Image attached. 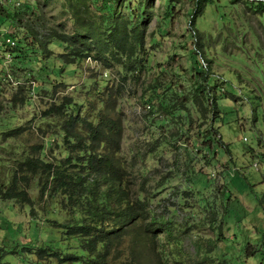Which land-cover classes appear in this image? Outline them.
<instances>
[{"label": "rangeland", "instance_id": "374dc122", "mask_svg": "<svg viewBox=\"0 0 264 264\" xmlns=\"http://www.w3.org/2000/svg\"><path fill=\"white\" fill-rule=\"evenodd\" d=\"M140 1L125 0L121 12H140ZM0 2L37 7L17 25H0L1 170L36 144L49 161L65 156L60 119L43 111L66 98L93 118L104 109L98 90L120 84L119 157L129 186L145 189L147 209L106 264H264V0H202L196 33L189 22L197 0H151L138 78L89 57L64 64L56 40L50 56L25 47L12 58L6 38L70 32V11L65 0ZM198 86L216 100L212 121L194 100ZM17 127L18 136L4 138ZM27 193L30 204L0 199V264H66L39 247L50 239L64 245L60 223L71 215L59 197H40L35 183ZM154 218L169 221L171 234L147 233Z\"/></svg>", "mask_w": 264, "mask_h": 264}, {"label": "trees", "instance_id": "16d2710c", "mask_svg": "<svg viewBox=\"0 0 264 264\" xmlns=\"http://www.w3.org/2000/svg\"><path fill=\"white\" fill-rule=\"evenodd\" d=\"M124 1L65 0L72 21L71 31L49 28L46 40L36 37L33 31L21 39L10 35L15 42L11 56L24 55L25 47L50 56L53 50L48 45L56 40L63 47L57 54L64 64L89 57L104 68L118 65L125 76L138 78L146 67L143 54L147 24L151 19L147 9L151 0H146L145 4L140 1L136 8L140 12L135 14L121 12ZM22 4L23 11H17L0 2V25H17L22 13H31L37 8L26 2ZM201 10L202 0H197L189 22L194 33L195 19ZM15 51L17 54L13 56ZM118 85L114 92L113 85L98 90V100L104 109L93 118L82 111L80 103L66 98L43 111V118L58 116L60 119L56 125L60 128L65 156L49 161L42 156L43 144H36L15 158L9 170L0 168V199L30 204L27 192L32 183L37 185L40 197L60 198L64 211L71 215L69 221L60 223L64 245L54 244L50 239L39 250H49V255L66 264H106L123 242L129 227L143 218L147 209V200L141 196L145 189L140 186L133 190L129 186L126 168L119 157L123 117L115 110L122 94ZM195 92L199 111L209 112L211 121L217 118L219 109L215 98L204 99L202 86L196 87ZM21 131V127L12 128L3 132V136L16 137ZM169 224V221L154 218L146 231L171 234ZM130 250L134 254L133 244ZM202 259L205 261V257Z\"/></svg>", "mask_w": 264, "mask_h": 264}, {"label": "built area", "instance_id": "2783aa9c", "mask_svg": "<svg viewBox=\"0 0 264 264\" xmlns=\"http://www.w3.org/2000/svg\"><path fill=\"white\" fill-rule=\"evenodd\" d=\"M6 42L10 45H14V40L10 39V38H6ZM213 175V172L211 173Z\"/></svg>", "mask_w": 264, "mask_h": 264}]
</instances>
